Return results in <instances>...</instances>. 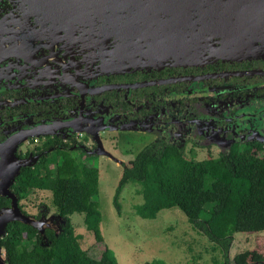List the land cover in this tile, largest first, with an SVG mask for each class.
Segmentation results:
<instances>
[{"label":"flooded vegetation","instance_id":"af4514ba","mask_svg":"<svg viewBox=\"0 0 264 264\" xmlns=\"http://www.w3.org/2000/svg\"><path fill=\"white\" fill-rule=\"evenodd\" d=\"M159 1L0 0V264L10 228L27 224L19 216L60 228L52 186L67 165L100 172L121 153L131 155L124 173L148 146L264 153V45L242 57H168L150 42Z\"/></svg>","mask_w":264,"mask_h":264},{"label":"trees","instance_id":"16d2710c","mask_svg":"<svg viewBox=\"0 0 264 264\" xmlns=\"http://www.w3.org/2000/svg\"><path fill=\"white\" fill-rule=\"evenodd\" d=\"M129 180L141 185L138 215L154 219L162 209L179 207L195 229L215 242L213 249L222 251L223 259L215 257L214 264H230L228 250L236 233L264 231V153L196 160L181 151L148 146L126 167L116 187L119 212V195ZM99 185L98 169L67 165L62 185L52 186L66 223L58 234L51 228L44 232L46 238L30 224L11 227L3 240L9 264H120L101 229ZM75 212L84 213L94 233L95 243L88 249L82 248L72 224ZM152 264L170 263L156 258Z\"/></svg>","mask_w":264,"mask_h":264},{"label":"rangeland","instance_id":"374dc122","mask_svg":"<svg viewBox=\"0 0 264 264\" xmlns=\"http://www.w3.org/2000/svg\"><path fill=\"white\" fill-rule=\"evenodd\" d=\"M115 156L112 157L116 162L104 158L100 163L97 199L105 241L120 264H152L156 258L170 264H214L215 257L223 259L222 251L213 249L215 242L195 229L179 207L162 209L154 219L138 215L135 206L143 202V196L137 180H129L122 189L119 212L114 204L116 187L123 173L119 163L131 155ZM187 158L199 160L207 155L199 152ZM70 217L75 232L80 235L82 248L88 249L95 243V236L86 226L84 213L75 212ZM228 257L230 264H264V231L236 233Z\"/></svg>","mask_w":264,"mask_h":264},{"label":"water","instance_id":"95a60500","mask_svg":"<svg viewBox=\"0 0 264 264\" xmlns=\"http://www.w3.org/2000/svg\"><path fill=\"white\" fill-rule=\"evenodd\" d=\"M139 1L114 0V4L132 6L139 5ZM159 3L161 32L158 36L155 34L156 38L150 42L159 41L168 57L184 58L189 55L190 59H194L208 53L218 57H242L255 54V46L264 45V0H160ZM174 10V14L168 15ZM114 14L121 15L124 11H115ZM166 22H178V25L169 27ZM187 22L190 28H187ZM118 29L122 31L123 27ZM17 219L39 228L43 238H46L44 225L54 228L50 220H36L22 215ZM59 222L61 226L57 234L66 223L65 217L62 216ZM5 223V220L0 223L1 232Z\"/></svg>","mask_w":264,"mask_h":264}]
</instances>
